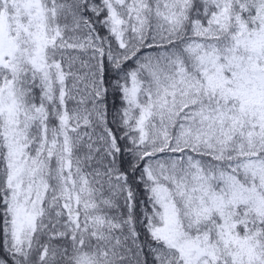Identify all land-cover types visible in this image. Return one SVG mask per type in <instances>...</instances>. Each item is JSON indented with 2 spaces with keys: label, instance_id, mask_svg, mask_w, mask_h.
<instances>
[{
  "label": "snow or ice",
  "instance_id": "snow-or-ice-1",
  "mask_svg": "<svg viewBox=\"0 0 264 264\" xmlns=\"http://www.w3.org/2000/svg\"><path fill=\"white\" fill-rule=\"evenodd\" d=\"M0 264H264V0H0Z\"/></svg>",
  "mask_w": 264,
  "mask_h": 264
}]
</instances>
